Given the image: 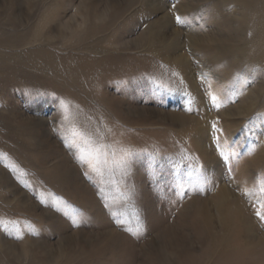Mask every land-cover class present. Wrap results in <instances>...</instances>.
<instances>
[{"label":"rangeland","instance_id":"obj_1","mask_svg":"<svg viewBox=\"0 0 264 264\" xmlns=\"http://www.w3.org/2000/svg\"><path fill=\"white\" fill-rule=\"evenodd\" d=\"M0 264H264V0H0Z\"/></svg>","mask_w":264,"mask_h":264},{"label":"snow or ice","instance_id":"obj_2","mask_svg":"<svg viewBox=\"0 0 264 264\" xmlns=\"http://www.w3.org/2000/svg\"><path fill=\"white\" fill-rule=\"evenodd\" d=\"M177 22L178 23L180 22V17H177ZM211 99H212L213 103H215L217 98L215 96H212Z\"/></svg>","mask_w":264,"mask_h":264},{"label":"bare ground","instance_id":"obj_3","mask_svg":"<svg viewBox=\"0 0 264 264\" xmlns=\"http://www.w3.org/2000/svg\"><path fill=\"white\" fill-rule=\"evenodd\" d=\"M222 194H224V193H222ZM224 196H225V198H226V194H224Z\"/></svg>","mask_w":264,"mask_h":264}]
</instances>
